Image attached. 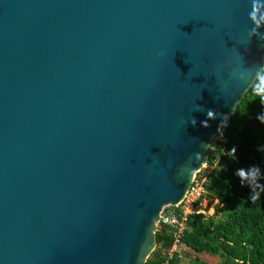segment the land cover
Returning <instances> with one entry per match:
<instances>
[{"label":"water","instance_id":"95a60500","mask_svg":"<svg viewBox=\"0 0 264 264\" xmlns=\"http://www.w3.org/2000/svg\"><path fill=\"white\" fill-rule=\"evenodd\" d=\"M262 66L264 0H0V264H145Z\"/></svg>","mask_w":264,"mask_h":264},{"label":"trees","instance_id":"16d2710c","mask_svg":"<svg viewBox=\"0 0 264 264\" xmlns=\"http://www.w3.org/2000/svg\"><path fill=\"white\" fill-rule=\"evenodd\" d=\"M261 115L264 105L250 87L231 115L221 140L214 143L207 157L206 165L212 172L201 173L203 193L194 203L202 213L184 215L183 204L163 212L185 225L179 238L180 252H174L168 260L166 254L177 238L173 227L159 222L156 247L145 264H184L186 258H190L189 264H211L204 260L208 256L219 258V264H264V123L258 119ZM240 169L253 170L242 173V181L237 175ZM254 193L259 196L252 198ZM215 201L214 213L206 215V209Z\"/></svg>","mask_w":264,"mask_h":264},{"label":"built area","instance_id":"2783aa9c","mask_svg":"<svg viewBox=\"0 0 264 264\" xmlns=\"http://www.w3.org/2000/svg\"><path fill=\"white\" fill-rule=\"evenodd\" d=\"M196 179V178H195ZM199 181H201L200 183V189H201V191L199 192V193H197V199H195L196 201L200 198V196L202 195V193H203V187H202V183H203V177H202V175H201V177H200V179H198ZM195 188V182H194V180L192 181V184H191V186H190V188H189V191H188V193L186 194V196H185V198H184V200H183V202L181 203V204H183L184 203V201L186 202V203H188L189 202V197H190V194H191V192L193 191V189ZM189 196V197H188ZM195 200H193V201H191V202H193L192 204H191V202H190V210H189V212H196L197 214L198 213H202V211H200V210H196L195 209V207H194V203L196 202ZM183 207H184V204H183ZM183 211H184V209H183ZM164 212V211H163ZM161 213V215H160V219H159V222H162V223H164V224H167V225H170L171 227H173L174 228V230H175V236H176V238H177V240H176V242H175V244L173 245V247L169 250V252L166 254L167 255V258H168V260L169 259H171L172 258V256H173V253L174 252H180V247H181V245H180V243H179V238H180V236L183 234V232L185 231V225H184V223H182V222H179V221H177V220H175L174 218H173V216L171 215V214H169V215H165L164 213ZM189 212H187V213H189ZM187 213H185V211H184V215H186Z\"/></svg>","mask_w":264,"mask_h":264},{"label":"rangeland","instance_id":"374dc122","mask_svg":"<svg viewBox=\"0 0 264 264\" xmlns=\"http://www.w3.org/2000/svg\"><path fill=\"white\" fill-rule=\"evenodd\" d=\"M221 134H222V132L221 133H219L214 139H212L211 140V143H210V147H211V150H212V148H213V145H214V143L217 141V140H221ZM203 172H206V173H208V174H210L211 172H212V170L211 169H209L208 167H207V165L206 164H204L203 165V167H202V169L198 172V173H196V175H195V177L193 178V180H194V182H195V188L193 189V191L191 192V194H190V197H189V202L188 203H186L185 201H184V207H183V209H184V211H185V213H187V212H189V210H190V202L191 201H193V200H195V199H197L198 197H197V193H199L200 191H201V189H200V182L201 181H199L198 179H200V177H201V173H203ZM196 178V179H195ZM196 201V200H195ZM194 202V201H193ZM193 202H191V204L193 203ZM215 204H216V201L214 202V203H212L211 205H209V207L206 209V211H205V214L206 215H208V216H211L213 213H214V206H215ZM180 205V204H179ZM206 206V202L205 201H203L202 202V207H205ZM167 208H171V207H166L165 209H167ZM164 209V210H165ZM163 210V211H164ZM160 219V218H159ZM158 223H159V220H158V222L155 224V227L157 228V225H158ZM155 228V229H156ZM182 247H180V249H181ZM205 257V256H204ZM203 257V258H204ZM192 258H194V257H192ZM204 260H207L208 262H210L211 264H219L220 263V259L219 258H217V257H210V256H208V257H205L204 258ZM191 261H190V258H186L185 260H184V264H189Z\"/></svg>","mask_w":264,"mask_h":264},{"label":"clouds","instance_id":"9594fccd","mask_svg":"<svg viewBox=\"0 0 264 264\" xmlns=\"http://www.w3.org/2000/svg\"><path fill=\"white\" fill-rule=\"evenodd\" d=\"M262 68H264V66H262ZM251 90H252V93L256 97L259 98V101L261 102V104L264 105V70L257 71L256 76H255V81L251 85ZM214 117H215V113L210 110L208 112V118L213 119ZM258 119H260V121L262 123H264V115L259 116ZM192 123H193V125H195L196 121L193 120ZM203 124L205 127L208 126L207 121H204ZM234 152H235V149H233V154H234ZM253 169L259 171L256 168H253ZM253 169H251V170L240 169V170H238L237 175L241 178L242 181H244V177L241 174L242 173H250ZM257 196H259V193H254L252 198H255Z\"/></svg>","mask_w":264,"mask_h":264}]
</instances>
